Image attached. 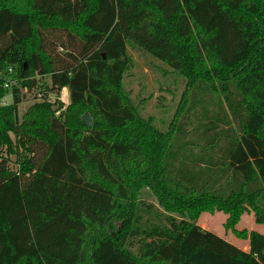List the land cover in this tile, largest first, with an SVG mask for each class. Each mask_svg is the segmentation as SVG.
<instances>
[{
    "label": "trees",
    "instance_id": "trees-1",
    "mask_svg": "<svg viewBox=\"0 0 264 264\" xmlns=\"http://www.w3.org/2000/svg\"><path fill=\"white\" fill-rule=\"evenodd\" d=\"M129 45L184 79L165 131L122 90ZM9 77L0 264H264V234L236 228L264 224V0H0V103ZM43 88L66 112L19 120ZM216 211L247 250L199 225Z\"/></svg>",
    "mask_w": 264,
    "mask_h": 264
},
{
    "label": "rangeland",
    "instance_id": "rangeland-1",
    "mask_svg": "<svg viewBox=\"0 0 264 264\" xmlns=\"http://www.w3.org/2000/svg\"><path fill=\"white\" fill-rule=\"evenodd\" d=\"M57 50L61 58H67L62 49ZM128 50L131 56V65L125 73L121 86L122 90L134 101L142 118H152L156 127L161 131H165L168 128V123L174 117L178 105L181 103L185 90L184 79L179 75L166 73L160 62L140 49L129 45ZM41 82L49 86V76L43 77ZM7 94V91H5L1 99L0 104L3 106L11 103ZM36 94V91L23 93L22 102L17 107V116L19 120H21L22 115L32 104L38 102L48 103L51 106V110L55 112V115H59V113L66 112L70 103L67 88H64L57 94H50V99L48 94L46 99L38 100L35 96ZM212 95L214 100H216V96H214V94ZM4 98L6 99V105L2 104ZM199 110L200 109L190 116L189 129H192L197 124L198 121L196 118L199 116ZM10 159L14 161L16 156L12 155ZM141 193L143 198L159 206L158 198L152 195L148 187L142 188ZM227 218L228 215L224 212H204L199 217L198 222L204 229L207 228L221 237L224 234L233 241L245 245L246 239L237 238L232 231L225 229ZM236 228L238 230L246 229L247 231L255 230L264 234V224L255 223L252 211H248L242 215Z\"/></svg>",
    "mask_w": 264,
    "mask_h": 264
},
{
    "label": "built area",
    "instance_id": "built-area-1",
    "mask_svg": "<svg viewBox=\"0 0 264 264\" xmlns=\"http://www.w3.org/2000/svg\"><path fill=\"white\" fill-rule=\"evenodd\" d=\"M8 72H9V74L14 73L13 68H9L8 69ZM2 86L5 89V91H7V93H8L7 96L10 98V101H11L12 100L13 88L14 87H18V80L16 78H13V77L12 78L11 77L6 78V79L3 80ZM44 89L45 88H43L42 91H40V90L36 91L37 94L35 96H36V98L38 100H44V99H46L48 94H49V99H50V96H51L50 94H57V93H54V92H45ZM26 92L27 91H25V93ZM5 103H6V99L4 98L2 104L6 105Z\"/></svg>",
    "mask_w": 264,
    "mask_h": 264
},
{
    "label": "crops",
    "instance_id": "crops-1",
    "mask_svg": "<svg viewBox=\"0 0 264 264\" xmlns=\"http://www.w3.org/2000/svg\"><path fill=\"white\" fill-rule=\"evenodd\" d=\"M205 229H207V228H205ZM222 237L225 238L226 240H229V242H231V243L233 242L234 245H236L237 247H239V248H241L243 250H247L248 249V243H247V241H246L245 245H242V244L238 243L237 241H233L232 239H230L229 237H227L224 234H223Z\"/></svg>",
    "mask_w": 264,
    "mask_h": 264
},
{
    "label": "water",
    "instance_id": "water-1",
    "mask_svg": "<svg viewBox=\"0 0 264 264\" xmlns=\"http://www.w3.org/2000/svg\"><path fill=\"white\" fill-rule=\"evenodd\" d=\"M105 57V56H104ZM82 121H83V124L85 125V126H87V127H91L92 126V119H91V117H90V115L89 114H84L83 116H82Z\"/></svg>",
    "mask_w": 264,
    "mask_h": 264
}]
</instances>
